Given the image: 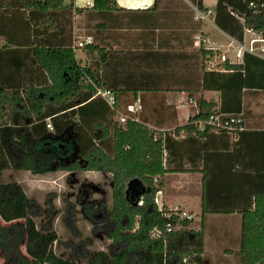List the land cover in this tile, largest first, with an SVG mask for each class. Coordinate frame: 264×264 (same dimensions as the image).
Segmentation results:
<instances>
[{
	"label": "crops",
	"instance_id": "1",
	"mask_svg": "<svg viewBox=\"0 0 264 264\" xmlns=\"http://www.w3.org/2000/svg\"><path fill=\"white\" fill-rule=\"evenodd\" d=\"M109 2L108 10L97 11L93 0H0V50L12 51L10 55L0 52V79L13 88L39 90L49 80L33 50L71 49L82 77L76 91L67 88L59 93L61 102L39 105V111L49 116L45 124L52 129L46 127L47 133L53 135L60 129L59 138L74 143L75 129L96 130L98 135L101 124L120 123V117L143 123L164 147L167 173L161 178V190L165 208L192 215L198 230L202 224L203 264H240L242 218L238 212L252 209L254 193L264 190V52L260 49L264 40L260 43L259 35L224 9L219 10L216 23L217 0H200L204 10L213 11L206 22L193 19L196 4L192 0ZM87 37L92 44L79 47ZM252 41L257 43L250 51ZM239 49L241 60L235 56ZM204 52L216 55L209 58ZM221 55L229 65L241 66L239 75L223 69ZM63 79L67 85L69 76ZM94 80L106 84L97 90L115 88V93L111 91L117 97L114 117L100 96L102 100L93 96L84 101L87 92L82 87ZM30 95L43 99L42 94ZM200 98L214 104L215 112L241 117L243 130L175 132L197 114ZM70 102L75 107H64ZM58 106L59 117L53 114L59 112L53 110ZM83 106L81 118L69 116ZM100 146L110 153V136ZM75 159H66L64 164ZM52 172L20 173L31 180ZM79 173L111 178L105 172ZM204 184L208 208L234 213H211L202 219Z\"/></svg>",
	"mask_w": 264,
	"mask_h": 264
},
{
	"label": "trees",
	"instance_id": "2",
	"mask_svg": "<svg viewBox=\"0 0 264 264\" xmlns=\"http://www.w3.org/2000/svg\"><path fill=\"white\" fill-rule=\"evenodd\" d=\"M192 1L198 10H204L200 0ZM109 8V0H93L94 10L104 11ZM220 9H224L232 18L239 17L245 29L264 40V0H217L216 23ZM0 52L3 55L12 54L7 47ZM33 52L38 67L48 77L47 86L31 92L19 86L13 88L7 80L0 79V83H5L4 87L0 86V174L7 170L36 175H43L52 170L111 174V207L108 210L105 206L97 209L96 214L93 213L90 218L99 221V217L104 216L109 228L108 239L112 244L107 252L90 253L84 250V264H203L202 224L199 230L191 229L190 221L179 220L174 216L163 218L153 204L154 195L162 186L161 178L167 173L163 166L162 140L154 138V134L143 123L131 118L124 124L112 122L110 128L101 124L98 135L96 130L86 133L83 129H75L74 143L59 138L62 133L60 129H55L53 135L48 134L45 119L49 116L39 111V105L45 101L53 104L61 102L58 95L67 88L76 91L83 71L77 66L71 49H36ZM204 55L213 58L216 54L204 52ZM222 65L232 76L239 75L242 70L241 66L229 65L227 61ZM67 75L70 79L66 85L63 77ZM105 85V82L100 80H94L88 86L83 85L82 89L87 92L84 101L93 96L96 100H102L96 93L97 89ZM106 89L114 93L116 91L109 86ZM31 93L36 96L42 94L43 99L35 100ZM73 104L74 102H70L64 107L73 108ZM105 106L110 110V116L114 117L115 110L108 108L106 103ZM85 107L68 114L81 118V109ZM197 107V114L175 132L183 131L186 135L199 133L201 131L194 125L195 122L206 121L215 113L222 114L215 112V105L202 98L197 101ZM60 108L61 106H58L53 110ZM60 113L59 110L53 114L59 117ZM208 130L210 129L206 127L202 133ZM109 136L112 145L110 153L102 150L100 146V142ZM73 155H76V159L64 164V161ZM58 161L61 163L55 167ZM132 182L136 186L134 189L132 187L134 191H130L128 195V185ZM139 196L142 197V206L136 205ZM39 209L19 184L0 181V252L3 264H82L81 257L76 256L75 259V254H72V260H69L55 253L54 248L60 243L55 231L49 226L38 229L33 219V216L38 215ZM164 211H167L165 207ZM211 213L230 214L234 211L219 212L208 208L204 184L202 219ZM238 213L242 218L240 264H264V190L254 193L252 209L240 210ZM168 223L178 228L166 235L165 244L162 239L150 238L153 229L163 230Z\"/></svg>",
	"mask_w": 264,
	"mask_h": 264
},
{
	"label": "rangeland",
	"instance_id": "3",
	"mask_svg": "<svg viewBox=\"0 0 264 264\" xmlns=\"http://www.w3.org/2000/svg\"><path fill=\"white\" fill-rule=\"evenodd\" d=\"M166 3H162V7ZM64 139H69V136ZM26 176L7 170L0 174V181L12 183L20 180L26 196L40 208L38 215L33 216L37 228L41 230L49 226L56 233L60 243L54 251L58 256L72 260V254H75V259L76 256L81 257L80 262L84 264V250L90 253L108 251L112 242L108 239L109 228L104 216L101 215L99 221L90 216L95 215L99 208L105 206L108 210L111 207L109 176L82 175L79 172L66 174L63 171L31 180ZM191 229H197L196 223L192 222ZM21 250L25 252L23 246ZM0 264H3L1 252Z\"/></svg>",
	"mask_w": 264,
	"mask_h": 264
},
{
	"label": "built area",
	"instance_id": "4",
	"mask_svg": "<svg viewBox=\"0 0 264 264\" xmlns=\"http://www.w3.org/2000/svg\"><path fill=\"white\" fill-rule=\"evenodd\" d=\"M195 13V20L200 21V22H206L209 21L210 18L213 15V11L211 10H198L197 8L194 9ZM260 43H263L262 41H259ZM258 42V43H259ZM257 43L256 41H252V47L250 51H253V44ZM92 44L91 38L87 37L85 38L82 42L79 43V47H83L85 45H90ZM261 52H264V46L261 48ZM255 50V49H254ZM241 51L242 49H239L238 52L236 53V58L238 60H241ZM220 61L221 62H226L227 58L224 55L220 56ZM96 96H100L102 99L105 100L106 104L111 108L114 109L116 105V100L114 98V95L110 91L106 90H97ZM128 111L130 113H133L132 107L128 108ZM128 118L127 117H120L119 122L121 124H124ZM243 120L239 116H229V115H223V114H212L209 116V118L206 121H199L195 122L194 125L197 127L199 131H203L206 127L209 128L210 130L214 131H228V132H239L243 130L242 126ZM47 129H52L50 124L46 125ZM157 179L154 181L156 182ZM163 194L161 189H157L154 198H153V204L157 208V211L163 216V218H171L172 216L177 217L179 220H187L190 222L194 221V218L192 215L187 214L185 212H180L177 209L175 210H167L164 211V204H163ZM136 205L137 206H142V197L139 196L138 199L136 200ZM174 224L168 223L166 226L163 228V230L159 229H153L150 238L151 239H162L163 243L165 244V238L166 235L172 233L175 229H177ZM185 263V262H184Z\"/></svg>",
	"mask_w": 264,
	"mask_h": 264
},
{
	"label": "water",
	"instance_id": "5",
	"mask_svg": "<svg viewBox=\"0 0 264 264\" xmlns=\"http://www.w3.org/2000/svg\"><path fill=\"white\" fill-rule=\"evenodd\" d=\"M73 156H76V155H73ZM131 185H132L131 183L128 185L127 194H128V192H130V191H134V190H133L134 188L132 189Z\"/></svg>",
	"mask_w": 264,
	"mask_h": 264
}]
</instances>
